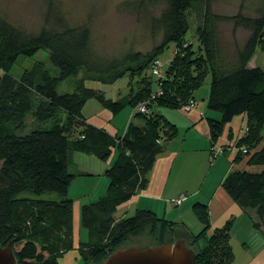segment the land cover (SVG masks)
I'll list each match as a JSON object with an SVG mask.
<instances>
[{"label":"trees","instance_id":"16d2710c","mask_svg":"<svg viewBox=\"0 0 264 264\" xmlns=\"http://www.w3.org/2000/svg\"><path fill=\"white\" fill-rule=\"evenodd\" d=\"M151 1L164 3L159 16L152 19V26L161 30L160 42L145 53L129 52L113 59H103L93 51L86 26H70L59 18L60 27H42L32 33L0 17V70L4 71L0 74V241L4 244L0 245L11 242L20 246L14 249L17 264H58L74 248L73 201L67 196L75 176L69 170L74 151L101 160L115 153L105 171V194L80 207V225L88 239L79 242L76 249L84 264H100L130 237L146 233L153 244H160L174 239L177 232L194 250L197 264H231L233 219L209 232L205 203L192 206L202 224L197 233L150 209H136L122 218L114 215L120 204L146 186L153 162L164 150L163 141L176 134L175 125L152 106L192 105V110L196 104L193 92L208 74L207 109L220 114L217 119L207 117L210 158L216 157L214 144L225 125L244 114L246 128L234 143L237 151L233 160L242 164L224 177L221 188L249 216L252 227L264 235V68L248 65L257 47L264 55V1L254 16L239 12L227 17L234 28L242 26L249 31L227 61L221 54L215 27L216 20L223 17L210 9L214 0ZM195 2H202L204 10L198 45L194 47L185 36L189 26L186 12ZM170 44L173 55L161 61L159 55ZM41 49L48 51L57 74L49 73L39 63L24 70L19 78L7 73L19 56H32ZM154 67L159 73H153ZM125 76L135 77V90L130 87L116 99L86 86L87 81L113 84ZM68 78H75L73 91L59 93V83ZM90 98L112 115L129 106L133 108L132 117L142 124L129 122L121 135H111L86 121L82 108ZM140 102H144L146 112L138 110ZM28 116L34 125L25 131ZM242 146L246 152L241 151ZM25 179L29 188L24 185ZM44 193H56L59 198H42Z\"/></svg>","mask_w":264,"mask_h":264},{"label":"rangeland","instance_id":"374dc122","mask_svg":"<svg viewBox=\"0 0 264 264\" xmlns=\"http://www.w3.org/2000/svg\"><path fill=\"white\" fill-rule=\"evenodd\" d=\"M264 0H214L211 2L210 9L220 18L216 20L215 27L217 33V39L221 54L225 61L232 59L235 55L237 47H240L248 35V30L242 26L234 28L233 22L227 17L233 16L236 13H242L246 16H254L259 6L262 5ZM164 7V3H154L151 0H0V17L7 20L11 24L18 28L26 31L35 33L42 27L46 28H58L60 27L58 19L70 26H86L91 33V44L93 51L103 59L120 58L129 52H142L145 53L151 50L161 40V30L152 26V19L159 16L161 10ZM203 3L195 2L186 12V19L188 21V30L186 32L187 43H192L195 46L198 45L199 33L198 28L202 22L203 14ZM173 45H169L163 53L159 55L161 61H167L173 55ZM249 66L264 68V55L259 47L256 48L254 55L249 61ZM39 63L40 67L45 68L51 74H57V68H55L49 61L48 51L41 49L32 56H19L16 62L7 68V73L15 78H19L24 70L32 68L35 64ZM4 71L0 70V74ZM149 72H146L148 75ZM81 73L78 74V78L81 77ZM8 76V75H7ZM75 78H68L59 83L57 91L59 93L73 91ZM130 83V84H129ZM210 74L204 79L203 83L197 87L193 92L195 102L199 112L203 116L202 120L209 113H219L207 109V96L209 93ZM86 86L99 89L104 92L105 96L113 99L128 93L129 88L132 87L135 90L136 83L135 77H123L118 79L113 84H102L95 81H87ZM153 90L155 85L153 84ZM151 98H149L150 102ZM144 103V102H140ZM196 105V104H195ZM139 106V104L137 105ZM101 109H104L95 98H90L86 101L82 108L83 114L86 116L95 115L94 118L99 120L98 113ZM152 110L162 115V117L175 125L176 134L173 138L163 141L164 146L170 142L176 144L183 137L191 144H203L205 142V134L198 125H193V121L188 117V112L182 108H174L170 106L156 107L152 106ZM133 112V108L126 107L120 113L112 116L113 120L110 121V125L117 128L119 134L125 130L128 122L130 121L129 114ZM191 112V111H190ZM137 120V119H136ZM33 120L30 116L26 119L25 131H28L33 127ZM245 124L242 125L244 128ZM262 142L264 144V125L262 129ZM208 140V139H207ZM211 148V147H210ZM220 151L224 152L227 148L220 147ZM215 150V149H214ZM211 149L209 156L206 152L202 151H186L181 152L178 158V164L181 165L185 157L189 156L192 160V169L189 170L186 166V171L183 173V177L189 178L194 187H196L203 178L204 182L202 185V192L205 196H208L213 190L214 185L219 180V173L216 168L209 170L211 160L210 158ZM220 155V154H219ZM73 161L81 162L74 166L71 164L69 170L75 171L78 168L89 169L91 166L94 170L102 168L103 161L97 158L95 155H86L78 151L72 153ZM222 156H219V158ZM223 157L222 159H224ZM215 159V158H214ZM239 162L234 163L232 170L240 167ZM225 165L229 166V162L225 161ZM1 166V164H0ZM188 168V169H187ZM179 174H174L175 177H180ZM74 185L71 188V192H78V194L86 193L87 195L82 198L80 207L83 204L97 200V193L99 189L95 191V181L97 176H83L78 175ZM182 177V178H183ZM0 179H2L0 169ZM99 184V183H98ZM24 185L29 188V181L25 179ZM94 187L93 191L90 188ZM102 185H99L101 187ZM98 187V186H97ZM68 196H70V186L68 187ZM28 191V190H27ZM103 192V191H101ZM28 193H22L21 196H28ZM190 195V191H188ZM42 198L57 199L56 193H44ZM100 198V197H99ZM181 202L178 205H173L175 210L189 209L184 211V220L187 226L192 229V226L197 223V226L192 230L197 229L202 224L197 220L193 210L191 211L192 198L188 201ZM175 206V207H174ZM117 216V214H114ZM81 238H87L85 228L80 230ZM146 234V233H145ZM141 234L138 236L128 238L123 246L124 247H139L144 248L153 244V240L150 236ZM177 232V235L173 238H182L183 234ZM169 239V237H168ZM173 240V239H171ZM0 244H4L0 241ZM187 245L189 243H186ZM20 246H13V249L18 250ZM238 255V254H237ZM239 259V255L237 256ZM58 264H84V261L79 256L76 250L67 251L60 259ZM87 264H95L92 261H88ZM235 264H238L236 261Z\"/></svg>","mask_w":264,"mask_h":264},{"label":"crops","instance_id":"0c3cea01","mask_svg":"<svg viewBox=\"0 0 264 264\" xmlns=\"http://www.w3.org/2000/svg\"><path fill=\"white\" fill-rule=\"evenodd\" d=\"M190 111L188 112V117L193 121V125H198V127L202 129V132H204L205 134V142L203 144L199 143V145H190L188 141L183 137V134L182 138L177 141L176 144L170 142L168 145H165L164 150L156 156L153 162V165L147 175L148 181L146 186L136 191V193L132 195L129 200L117 207L115 212V214H117L116 217L122 218L127 215H131L136 209H150L154 211L158 216H163L176 223L183 224L189 232L197 233L201 230L202 226L201 228L200 226H198L197 229L199 230L197 231L192 230L197 226V223H195L191 229L187 226V223L183 218L185 214L184 211L189 209L184 208L175 210L176 208H173V205H171L169 202L171 198L185 195V201H188L189 198L193 199L190 208L191 211L193 210L192 206L195 202H201L207 205L211 224L209 232H211L214 228L224 224L228 219H233L232 228L230 231V243L232 245L234 259L231 264H235L236 261L238 262V264H264V235L259 230L252 227V222L249 216L235 202H233L221 188V183L224 177L232 170L234 164L233 160L235 159L237 151L234 143L245 132L246 125L244 126V128H242V125L246 124L245 115L242 114L235 116L232 121L227 123L222 134L214 144L215 147L221 146L222 148L226 147L227 149L224 151V153L217 155L216 157H214L215 159L213 158L211 160V164L208 169L212 170L213 168H216L219 173V180L214 185L211 193L208 196H205L202 192V185L205 178H203L202 181L196 187H194L191 181L195 177H197V174L192 180H190L189 178L184 179L183 177V173L186 171V166L189 164L188 168L190 170L192 169L191 166L194 165L191 158L187 156L183 161L181 160V165L177 163L179 154L181 152L199 150L205 154L204 156H206V152L209 156V152L211 149L210 147H212L208 131L207 117L205 118V120L201 121V119H203V116L201 114V111L199 112L197 102L194 108ZM98 113H100L99 120L94 118L95 115L86 116L84 114L86 121L97 127L104 128L111 135H118L119 132L117 128H115L113 125H110V121L114 119V117H112L114 115H112L105 108L101 109ZM132 113L133 112L129 114V122L141 125L142 121L139 118L132 117ZM206 113L207 115H211L208 117L216 119L220 117V114L218 115L216 113H209V111H207ZM72 153L70 165L74 164L75 166L78 163L80 164V161L76 162L75 164V161L79 158H76V160L73 161ZM219 156L222 157L219 158ZM114 157L115 153L113 152L107 160H104L102 162L103 167L99 168V170H94L89 165H87L89 169H86L85 167L78 168L77 166L74 172L70 170L75 174L72 182L69 185L70 196H68L67 193V196L73 201L72 232L74 248L72 250L77 251V244L79 242H86L88 236L86 240L85 238H83L84 240H82L80 234V230L82 229L80 225V202L82 201L81 199L84 198L87 194H78V192L73 193L71 192V188L74 185V182H78L76 181V178L79 177L78 175H87L90 177L97 176L95 185H97L98 187L94 186L95 191L99 189L97 192H100L97 196L98 198L103 196L108 186V178L105 175V171L111 165ZM223 157L225 158L222 159ZM225 161L227 162V164L229 162V166L225 165ZM238 164L241 167L242 161ZM174 172L175 174H179L178 172H180V177H175V175H173ZM99 185L102 186L99 187ZM94 187L91 186L90 191H93ZM188 191H190L191 197L190 195H188ZM184 199L182 200V202L184 201ZM178 228L180 229L181 227ZM237 254L239 255V259H237Z\"/></svg>","mask_w":264,"mask_h":264},{"label":"water","instance_id":"95a60500","mask_svg":"<svg viewBox=\"0 0 264 264\" xmlns=\"http://www.w3.org/2000/svg\"><path fill=\"white\" fill-rule=\"evenodd\" d=\"M0 264H17L13 245H0ZM100 264H197L195 252L184 239L175 238L144 248L118 247Z\"/></svg>","mask_w":264,"mask_h":264},{"label":"built area","instance_id":"2783aa9c","mask_svg":"<svg viewBox=\"0 0 264 264\" xmlns=\"http://www.w3.org/2000/svg\"><path fill=\"white\" fill-rule=\"evenodd\" d=\"M155 63H156V64H159V62H158L157 60L155 61ZM153 73H156V74L159 73L157 67H154ZM191 107H192V105H185V106L182 107V109L185 110V111H190V110H191ZM138 110L141 111V112H146L145 104H144V103L140 104V105L138 106ZM240 149H241L242 152H246V151H247L246 147H244V146L240 147ZM220 150H221V149L217 147V148L214 150L213 156H217V155L221 154V151H220ZM213 156H212V157H213ZM184 198H185V195H180V196H178V197L171 198V199L169 200V202H170L171 204H173V205H178V204H180V203L182 202V200H183Z\"/></svg>","mask_w":264,"mask_h":264}]
</instances>
